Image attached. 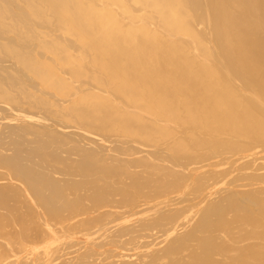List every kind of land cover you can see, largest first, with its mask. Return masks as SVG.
I'll return each mask as SVG.
<instances>
[{
	"label": "bare ground",
	"instance_id": "obj_1",
	"mask_svg": "<svg viewBox=\"0 0 264 264\" xmlns=\"http://www.w3.org/2000/svg\"><path fill=\"white\" fill-rule=\"evenodd\" d=\"M0 264H264V0H0Z\"/></svg>",
	"mask_w": 264,
	"mask_h": 264
}]
</instances>
